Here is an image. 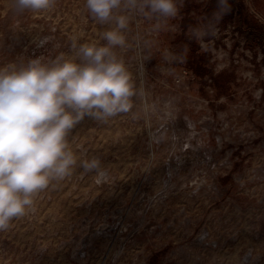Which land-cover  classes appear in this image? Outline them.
<instances>
[{"label": "rangeland", "instance_id": "374dc122", "mask_svg": "<svg viewBox=\"0 0 264 264\" xmlns=\"http://www.w3.org/2000/svg\"><path fill=\"white\" fill-rule=\"evenodd\" d=\"M85 3L20 13L0 0V67L105 44L115 25ZM228 3L211 34L203 25L218 0H184L159 28L116 12L130 18L115 51L136 86L133 107L72 129L77 165L0 231V264H264V0ZM188 45L207 55L209 74L185 61ZM93 158L104 177L80 167Z\"/></svg>", "mask_w": 264, "mask_h": 264}, {"label": "clouds", "instance_id": "9594fccd", "mask_svg": "<svg viewBox=\"0 0 264 264\" xmlns=\"http://www.w3.org/2000/svg\"><path fill=\"white\" fill-rule=\"evenodd\" d=\"M17 12H40L56 0H13ZM184 0H86L91 17L101 25L113 24L101 33L106 42L72 44L74 55L61 54L55 60L42 58L26 64L0 67V231L26 213L32 196L72 174L77 158L69 149L68 136L85 117L106 123L128 113L137 95L132 74L115 49L127 46L124 32L136 12L148 19L166 22L178 16ZM228 0H218L212 21L204 23L211 34L224 14ZM193 28V35L199 32ZM47 39V38H46ZM85 172L101 171L97 158L80 163Z\"/></svg>", "mask_w": 264, "mask_h": 264}, {"label": "trees", "instance_id": "16d2710c", "mask_svg": "<svg viewBox=\"0 0 264 264\" xmlns=\"http://www.w3.org/2000/svg\"><path fill=\"white\" fill-rule=\"evenodd\" d=\"M189 47H190V45H188L187 50L185 48H183L181 51L185 50V51H183V52H185L184 59H185V61H187V63H189V61L193 62L194 61L193 58L195 57V59H196V61H195L196 70H194V72H195L196 76L197 77H203V76L209 74V70L206 67V64L208 63V58L206 57L207 55L206 56L197 55L195 50L194 49L192 50L191 48L189 50ZM189 54H191L193 56H191Z\"/></svg>", "mask_w": 264, "mask_h": 264}]
</instances>
